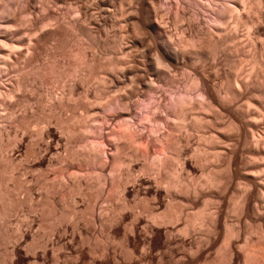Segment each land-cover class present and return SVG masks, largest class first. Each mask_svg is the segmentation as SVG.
Masks as SVG:
<instances>
[{"label": "rangeland", "instance_id": "374dc122", "mask_svg": "<svg viewBox=\"0 0 264 264\" xmlns=\"http://www.w3.org/2000/svg\"><path fill=\"white\" fill-rule=\"evenodd\" d=\"M97 1L98 0H94V1L89 0V6H90L91 13L95 12V14L97 15L96 16L95 14L92 13L94 17L99 18L101 16L99 14L100 13L102 14V12H99L100 9H98L99 7L97 4L98 3ZM173 1L176 2L175 0H157L156 1L157 6L159 5L160 10H163L161 12H165L168 10L172 12L171 13L172 15L170 14L171 18L169 17L170 19L168 20L169 21V23L167 24L168 27L166 26L168 32L172 30L171 38L172 36L173 38L170 39V41L172 42L173 40L174 44L176 42L177 43L185 42L187 44H190L187 42L191 38L190 37L191 33H189V31L187 30V23L185 21L181 23L185 25L184 27L187 30V33L185 34L186 36L182 37L181 35H179L180 30L178 29V27L176 28V25L174 26V22L172 21V18L174 19L173 13L176 11L174 10L176 9V6L174 5L176 3H174ZM186 1H187L186 9L194 10V11L198 10L197 11L198 15L200 13L199 18L202 19L201 21L202 25L204 24L203 26L206 27V30H208L209 32L215 31L216 34L220 33V35L222 33L223 37H226V36L229 37V36L234 35L230 37L231 41L225 43L226 48L224 47L223 50H224L225 55L228 56V54H230L229 57L232 58L233 64L235 62L236 63L233 65L232 61L228 59L225 64L223 63L224 65L222 64L219 65L220 68H222V69L219 68L220 72H223V74L221 73L220 75L221 77L217 76L216 77L217 80H215V77L212 76V78L210 79H212V81L214 82H212L211 80L210 82L215 83V84L220 83L222 78L224 79L225 75L233 74V77H235V79H237L238 81L241 80L245 82L247 81L253 82L255 79H257L256 81L259 82L261 80L259 85L257 86H259L261 90L264 89L263 87L264 77H262L264 75L263 74L264 72L258 71L259 70L258 68H252L254 64L251 59L252 54H253L251 53L252 43L254 44L259 43L256 45L259 48V51L261 50L260 52L262 53L264 51V47H263L264 46L263 44L264 43V20L263 21L261 20V22L258 20L259 19L258 13L260 11H259L257 1L256 0H245L244 1L245 6L242 3L241 5L240 2L236 3L237 1H234V0H226V1L216 0L217 2L215 0H189V1L185 0V2ZM109 2H111L108 8L109 11H107V14L108 13L109 14L108 16L107 15L106 16L109 17V19L112 16L113 18H111L110 20H113L112 22H116V24L114 25V23L109 22L111 24L104 25L102 23L104 27L106 26V28L103 29V31L105 30L104 32L106 33L102 31L101 34L100 32L97 31L96 28L93 27V29L91 30V33H89L90 34L89 40H83L82 39L83 35L81 34L83 33V30L79 28L78 19L80 18L82 19V17H85V14L77 6V2L75 3V0H0V22L3 18H4L3 20H6L8 22L10 21L9 23H11V21L13 22L12 24H9V27L7 29L6 28L4 29L1 27L0 30L1 29L2 30L0 31V33L7 34L8 32L9 34L10 32L11 33L19 32V33H22V36L20 37L25 39V37L27 38L29 35V33L27 32V30L30 29L29 27L32 26V30H35L37 28L36 24H39L40 22L47 23L48 21L50 22L52 21V23L56 24L55 25L56 27L57 26L59 27V28L57 27L59 31L58 32L59 35L54 39L55 41L53 40L50 44L48 43L49 46L47 45L44 47L45 52L44 50L42 51L43 54L41 53L40 58L30 66L29 65L22 66L20 69H17V72L15 70V72L11 75L13 76L12 78H14V81L16 80V82L19 85H21L20 87L21 91L15 97L16 103L14 102L15 109L13 110L16 111L15 112L16 114L14 113L15 114L14 116L17 115L16 118L21 119V116L25 112H27V114L30 115L29 116L30 117L29 119L31 120V121L29 120L30 122L41 120L40 117L44 120L47 119L48 117L50 119L49 120L50 123H52L50 127L46 131L43 132V130L42 131L36 130V128L38 127L33 126L31 128V132L27 133V135H25L26 138L23 139V142L25 140V143H23V145L21 143L22 146L20 144H19L20 146L19 145L16 146L17 144L16 143H15L16 145L14 144V142H16L15 133L17 132L16 131L17 129L15 127L17 125L16 123H14L16 121H14L10 117V115H9L10 118L8 117L7 113H9V111H6L7 113L2 112L3 114L0 112L1 114L0 150L4 152L5 150H7L6 152L8 153V155H10L9 157L12 159L11 162L10 161L7 162L8 164L10 163L9 164L10 166L6 164L9 166V170H11L9 172L10 173L12 172L11 173L12 178H11V181L9 182L10 183L9 186L11 187L13 194H17V188L19 187V185L25 189H30V192L32 193V196H33V199H32L33 201H30L29 205H31L34 209V210L33 209L31 210L29 206L27 207L26 205L22 209V212L20 211L16 214L10 213L11 216L9 215L10 218L8 219V222L9 221L10 222L7 224L8 227L6 230L9 234H7L5 230H3L5 228L3 227L1 228V221H0V228H1L0 229V264H249V263H246L247 261H245V257L243 256L244 251L242 249H244L243 247L244 244L241 241L244 239V236H248L250 239L257 241L260 237V232H261L260 231L261 229L259 228H261L262 226L264 229V224H262L264 222H261L259 219L254 217V215H252V217H250V220L249 221L247 220L248 221V225H247L246 218H243V217L241 218V216L239 217L238 214H236L239 211L238 210H237L238 212L235 211V208L237 209L238 207L237 204H239L240 202H239V199H236L237 195H235L236 198L232 195H234V192L236 193V191H234L235 189H237V193H238V189L240 187L237 188L236 186V188L235 187L231 188L229 192L227 191V193H225V195L228 194L225 196L227 198H224V196L221 199L217 198L219 200H222V202L216 201L217 199L215 197H214L215 199L211 200V201H214V202H211L213 204V208L215 207L216 209V207H218L217 212L221 213V215H219L221 218L219 217L220 220L215 230L212 229L211 231V229H208L205 226L206 224L205 218L207 220L206 215L210 214L211 211L209 212V209H212L210 208L212 207L210 206L212 205L210 201L209 203L206 201L208 204L207 205L204 202L205 201L204 199H200L199 203L198 201L196 202V204L197 203L198 204L194 206L195 208L186 206V210H190V208H192L194 214L196 213L202 214L203 209H205L206 211V207L208 210L207 212L209 213L207 212L203 213L205 215V216L203 215V217L205 218L200 217L199 220L197 219L194 227H191L189 231L184 232L185 229H183L184 225L182 221L177 222V223L170 222V224L164 223V224H160L161 225L160 226L157 222L155 223L152 220V218L148 217L147 215V213L149 212L148 210H147L148 212H146L145 210L146 213L141 212V214L135 218H134V212L132 210L126 209V212L124 210L123 211L113 210L115 209V207H117L116 203L121 204V202H123L122 200L123 199L125 200V197L124 198L119 197V200L116 199V202L115 201L111 202L110 198H111L112 192L110 191H112V185L108 184L106 187H104V189L102 188L103 189L102 190L101 187H103V185L101 186V183H102L101 179L98 177V174H95L96 176L93 174L94 171L96 170L98 171V169L95 170L96 167L94 166L92 162H91L92 164L88 165L89 164L88 162H90L91 160L89 161L88 159L89 157L88 158H85V157L87 156L86 151L89 150V145H91L90 143H92L96 139H98L97 140L98 142L103 141L105 138H107V135L110 132V131H107V129H106L107 131L106 132L104 130L105 126L103 129L102 125H105V124L107 125L105 117H107V115L109 114L111 115L112 112L111 113L108 112V109L106 112V110L103 107L104 106L103 104L105 102L106 103L108 102V100L106 101V99L108 98L110 99L112 94L113 95L115 94L116 96L117 94L120 95L124 91V89H126L124 87L121 90L119 89L121 92H119L117 89L118 92L116 91L115 93L113 92L109 93L111 91H109L110 89H108L109 87H107L106 84H102L103 78L101 77H104L106 79L110 78L111 77L110 74L112 73L111 71L113 69L112 67L123 68V66L124 67L127 66V68L129 69L131 68V70L136 71L137 69H139V67L143 66L144 64L146 65V62H143L145 58L143 59L142 58L143 55L142 56L140 55L143 53V49L140 48L141 47L140 42H142V39L140 38V40H138L139 31L135 29H132V31H129L131 30V28L135 27L134 23L137 21L138 14L140 15V12H141L139 9L140 4L138 2L136 3L135 0H109ZM227 3H230V5H232L231 7H233L231 11L232 13H229L230 15L226 19H224L225 21L224 20L221 21L223 22V24L216 23L215 21H213L215 20V17H214L215 12L220 11L219 8L224 7V5ZM94 4H97V5H94ZM136 4H139V5H136ZM212 4L213 5L217 4L215 7H217L219 10H217V8L215 9V7H213ZM209 7H212V10L214 8V10L216 11L213 12L211 9H209ZM262 9H264V7ZM189 10H187V12H190V14H192L193 11H189ZM234 10L235 11L237 10V12L235 13ZM201 11L203 13H201ZM245 11H248L247 12L248 14ZM123 14H124V17H123ZM128 14L130 16L129 20H128L129 16H127ZM239 14L243 16L242 20H240L241 22L239 21L241 24L238 22ZM6 16H8V18ZM126 17L127 19H125ZM132 21H135V22H132ZM131 22L133 23V27H131L132 26ZM248 23H249V26L246 25ZM258 23H261V24H258ZM127 24H129L130 28L129 27L127 28L128 26ZM244 24L247 27H245ZM9 28H10V31H9ZM126 28L128 29L129 32H133L134 30L133 34L129 32L127 33ZM136 32L137 34L135 36L134 33ZM127 35L129 38L127 37ZM220 35L217 34L216 37ZM222 36L221 38H223ZM127 46H130L131 48ZM204 46L205 47L203 51L209 54L212 49L210 47V44L204 45ZM136 47H138V49ZM190 47L191 46H189L188 49ZM84 49H85V52H84ZM190 49H193V48H190ZM137 51H141L142 53L140 52L139 54V52ZM76 53L78 57H80L79 54L81 53L80 55L82 58L80 57L81 58L80 60L84 58L85 61L87 60V64L90 62L89 64H91L92 68L88 64L89 68L93 69V71L96 69L95 71L99 72L98 74H100V76L97 79L95 78L97 81L94 79V81L90 80V82L92 81L91 83L90 82L86 83L84 82L85 80L83 76L81 77V75L79 74L78 77L70 78V80L68 81V86L65 85L64 87L66 86L67 87L66 88L63 87V89H61V87H59L56 82L57 80L56 78H58V75L55 78L53 76H55L56 74H61L60 73L61 69L65 70V68L69 67L68 64H70L71 62L73 63L74 59L77 57V55H75ZM54 57L57 60V63H58L57 66L60 63L61 68L56 66V68L59 70L55 68L54 70L53 69L49 70L50 66H48V63L46 60H49L50 58L52 59ZM210 58H208L207 61L203 63L202 62L198 63L196 61V63L198 64L197 66L199 67L201 66V64H203L202 65L203 68L206 66V68H208L209 71L211 68H212L211 71L213 69L215 71H218L219 66H215L212 59ZM209 59H210V62H209ZM77 60L78 62L80 61L79 58ZM77 60L74 61V64L78 63ZM182 60L183 59H179V65H177L176 68L174 69L175 71L178 72V74L175 71H174L175 74L173 73L174 75H178V77L176 78H178V80L180 79V81H177V82L178 83L181 82L182 85L180 83H179L180 85H178L177 82H176L177 83L176 85L180 87H183L184 84L185 85L188 84L189 78L187 77L189 76L191 77V74L189 72L190 69L185 68V67H188L189 64H186L187 62H184V61L182 63ZM141 61L144 63L143 65L141 64L142 63ZM193 62L194 60L191 63ZM191 63L190 65L192 66ZM147 64L149 66L151 65V59ZM65 65H67V67L63 68ZM102 65L103 67L101 68ZM180 65H182V67ZM213 66L215 67L213 68ZM106 67L109 68L111 71H109V69H106ZM47 68H48V72H45L47 71ZM179 68L181 71L179 70ZM103 69L105 71H103ZM115 69H113L114 74H116L117 71L120 72L119 69L116 72H114ZM51 70L53 72L55 70L59 71V73L55 71L54 73L56 74L53 75L52 74L53 72ZM107 70L108 72H106ZM214 70L212 73H214ZM49 71H51L50 73L51 76L49 75ZM185 71H188L187 73H189L190 75L187 74ZM184 72L186 73L185 75H183ZM254 73L255 75H253ZM5 74L6 73H4L3 67H1L0 68V87L6 86V84H8L9 78L11 77V76L8 77L7 74L6 75ZM251 75H253L252 77L254 78H252ZM100 78L102 81L99 80ZM136 80L139 81L140 79H137L136 77ZM175 81L176 80L174 78V82ZM139 82H140L139 84H141V80ZM140 87H142V90H143V88H145L146 86L142 84V86L139 85V88ZM87 88H89V90ZM70 90L71 91L74 90L72 92V95L73 94L74 95L72 96L70 93L71 99H69V102H68L67 96ZM142 90L140 91L142 92ZM140 91L138 92V89H137L135 91L137 92L136 97L134 93L132 96L134 97L132 99L137 100L136 103L138 102V104L136 105V103H134L135 101L132 100V102L136 106H138L137 108L133 107L134 110L138 109L135 111L133 110L134 112L139 111V110L141 111V109H144L147 103L151 101V98H153L151 97L152 93H150L151 96L148 95L147 93L146 94L147 96H145V98H144L145 94H143V96L142 95L140 96L139 94L141 93ZM51 93H54L55 95H57V99H55V101L47 100V97H49V94ZM84 94L87 95V96L85 95V98L87 97L86 98L87 100L84 99V96H83ZM121 95L123 96L124 94H121ZM58 97L60 98L65 97L67 99L66 100L64 98V104L65 106L67 105L66 106L67 108L65 106H64L65 108L63 106L61 107L59 103L56 102V100H60V98ZM88 97L90 100L88 99ZM123 97L121 99L123 101H126V99H124ZM125 98H127V96ZM262 100H263L262 102L264 103V99ZM6 114L9 119V120L7 119V121L5 119ZM3 117H5L4 118L5 120L2 119ZM58 117L59 119L62 118V120L64 119L66 121L71 120L70 121L71 125L76 127L74 128L76 129L75 132L73 131V134L72 133L70 134V136L73 135L71 136L72 138L69 137L68 132L66 133L65 131H63V129L61 130V127H59L60 129L58 128L59 126L57 125ZM140 119L145 122L148 121L146 114L141 115ZM8 121L9 122L11 121V122L9 123ZM82 122L84 123V125ZM218 122L222 125L223 127L222 129H226L225 125L227 127L229 124L228 119L227 118L225 119V117L219 119ZM85 123L87 126H85ZM99 126L101 128L100 133H99ZM86 127H87V130L86 132H84L85 130L83 129H86ZM89 127L90 128L97 127V128L96 129L93 128L94 130L91 128L93 131L92 130L90 131V129L88 130ZM112 127L114 128L115 125H113ZM36 131H38L39 133L43 132L44 137L42 136L43 133H41L42 138H40L41 137L40 134H38ZM82 131L85 134H82L83 133ZM96 131H98V133H96ZM35 132L37 134H35ZM101 134L102 135L104 134L103 136L105 137L104 139H102V137L100 136ZM37 135H39L40 137L38 138ZM87 135H88V138H87ZM196 135L197 134H195L194 137H192L193 141L191 140L192 141L191 143H193L192 144L193 146L191 145L192 148H190L189 150L190 153L188 151L187 152L188 155L187 154L185 155L186 156L185 158H187L188 161L192 160L190 157H193V160H194V157L198 154L197 149L200 147V146L198 147L197 145H199V143H203L201 141L202 139L199 140V138H201L199 134L197 135L199 136V138ZM93 137L96 139H93ZM32 142L33 143L35 142V145L37 146L35 147L36 155H34L33 157L31 156L29 158V156H27L25 153L26 151L25 147L28 144L31 146L33 144ZM58 142L60 144L59 146H56V143ZM1 144L7 145L8 148L5 145L2 146ZM194 144H197V145H194ZM96 146L97 148H102L100 144L99 146L98 145ZM55 147L56 148L59 147L57 148V151L56 149H54ZM194 147L196 149V153H194L195 152ZM3 148H5V150ZM191 151L195 154V156H193L194 154H192ZM55 153H57V156L58 154L59 155L61 154L59 158H57ZM83 153L85 154V156ZM50 154L52 155L53 158L50 156ZM80 154L81 155L83 154V156H81ZM151 154H152L151 155L152 157H148V160L146 159L147 161L143 159L142 162L141 161L140 163L137 162L140 166L135 164L136 165L135 168L141 167L144 161H145L144 164H147L148 162V165H151L150 158H152V161H153V155H154L153 152H151ZM243 156H244V159H246L245 158L246 154H243ZM55 157L56 159H54ZM82 157L85 159H83ZM17 159L18 160L20 159V162H19L20 164H18ZM172 164L174 165V168H177V164L175 160L172 161ZM112 165L114 166L113 162H111L110 168H114ZM217 166L219 167V169L221 168L220 170L217 168L219 171L225 170L224 168L225 166L222 161L217 163ZM106 169L107 170H105V174H108L111 171V169L109 170L108 168ZM217 169L215 170L217 171ZM62 170H64L65 172L63 171L64 172L63 173ZM149 172H146V173L143 172L142 175H140V180L138 179L139 181H137L134 184V186L130 185L132 187L129 186L128 192H126L127 199L125 201L128 200L127 202H129V205H134V204L136 205L137 203V205L139 206L137 211L139 213L140 211H144L141 207V204L143 206V203L146 200L145 196L147 197V199H152L151 197L152 190L150 189L156 190V186H155L156 183H154L153 181L154 178L150 177L151 179H149V175L151 176L153 172L151 171L152 173L150 172V174ZM60 173H63V174L60 175ZM170 173L173 174L172 171H170ZM198 176H200V174ZM62 177L63 179L64 177L66 179L69 178V180H67L68 184L66 183L67 181H64L66 185L64 184ZM186 177H185L186 179H189V176H187V174H186ZM147 179L152 180V181H149L150 182L149 183ZM200 180L203 181L205 179L202 178ZM240 181H243V179H241ZM76 185L82 186L80 190L81 192L79 190L78 191L76 190L77 192L75 191L76 188L78 189V186ZM147 186H151V188L148 189L149 191H147L146 192L147 194H146L145 191L148 188ZM48 187L52 189L50 188L48 189ZM144 188L145 190H143ZM138 189L139 191H137ZM137 192L141 193L140 196L142 197L144 196L143 198H145V200L143 199L141 201L142 197H139V195L136 196ZM23 196L24 195L22 194L21 197ZM224 199L225 201H223ZM152 200L151 201L148 200L151 205L149 204L147 200H146L147 203L145 201L144 204H149L150 207L154 205L155 209L153 208V210L155 213L157 210H160V204H161V207H162L161 210L163 212V210L165 209V206L162 205L161 201H158L160 204L157 202V205H155L156 204L154 203L155 201L153 202ZM202 201L205 203L204 205L206 206L205 208L202 206L203 205ZM229 205L232 207H229ZM134 206H131V207L134 208ZM112 207L114 208L110 211ZM157 207L159 208L157 209ZM74 209L77 214V215L75 214V216L77 217L75 216L73 217V215L70 214L71 210H74ZM262 209L264 210L263 207ZM219 210L221 212H219ZM160 211H158V213ZM111 218H113V220ZM115 219L117 220V222ZM109 220H111L112 222ZM231 228L232 230L230 231ZM237 229L238 230L240 229L241 231L240 238H239V241L240 239L241 241L239 242L238 240H236L239 243L238 242H236V244L232 243L233 247H231L232 245L231 246H227V244L224 245L225 242L223 243V241L226 238L225 235L226 234L228 235V233L232 234V236L234 234L236 235L234 231H236ZM8 236L10 237L9 240H7ZM229 237H231V235H229ZM4 244L5 246L6 245L8 246L11 252L10 253L11 256L9 260L8 258L5 257L6 254L4 251L5 250ZM238 245H240L241 248ZM226 246L229 247V249L233 248L232 252H231V249L229 250ZM3 257L6 258V261ZM250 264H259V263L255 261L254 263L252 262Z\"/></svg>", "mask_w": 264, "mask_h": 264}, {"label": "bare ground", "instance_id": "6f19581e", "mask_svg": "<svg viewBox=\"0 0 264 264\" xmlns=\"http://www.w3.org/2000/svg\"><path fill=\"white\" fill-rule=\"evenodd\" d=\"M135 1H136V3L138 2L140 4V7L139 6L138 7H139L141 12H140V15L139 14H138V16L136 15L138 17L137 21L136 20H135L136 22L132 21V22H135L134 26L137 29L134 27V28H131V30H129V31H132V29L139 31L138 40H140V38L142 39V42H140L141 43L140 48L143 49V53L141 51H137V52H139V54H140V52L142 53L140 55L141 56L143 55V57H142L143 59L145 58L144 59L145 61L143 59L142 60H143V62H146V65L141 61L142 63L141 62L140 63L142 65L143 64L144 65L139 67V69H137L136 71L131 70V68L130 69L127 68V66H125V67L123 66V68L120 67L121 69L119 67L118 68L115 67L116 69L114 67H112L113 69H115L114 72H116L118 69L120 70V72L117 71L116 74L113 73V69L111 71L109 68L106 67V69H109V71L112 72L110 74L111 77L108 79L101 77V78H103L102 79L103 81L101 80V78L99 80L102 81V84H106V86L109 87L108 89H110L109 91H111L109 93H112V92L115 93L117 91V89L119 92H121L120 90L125 87L126 89H124V91L122 90L123 92L121 93V94H124L125 96L123 95L124 96L123 97L120 93L119 94L124 99H126V101H123L121 99L122 97L116 93L117 96L115 94H114L115 96L112 94L110 99L109 98L106 99V101L108 100L107 103L105 102L106 105L104 102H103L104 104L102 103L104 105L103 107L106 110V112H107V109H108V112H110V113L112 112L111 115L108 113L109 115H107V117H105L107 125L106 124L102 125L103 129L105 126V129H104L105 131L107 129V131H110V132L108 133L107 138L103 137L105 133L103 135L102 134L100 135L102 137V139H104V138L107 139V140L104 139L101 142H98L97 141L98 139L93 137V139H96V140H94L92 143H90L91 145H89V150L86 151L87 153L85 152L87 155L85 158L89 157L88 158L89 161L91 160L90 162H88L89 163L88 165L93 163L94 166L96 167L95 170L98 169V171L97 170L94 171L93 174L94 175L98 174V177L101 179V182H102L101 186L103 185V187L100 186L101 189L102 188L104 189V187H106L108 184L112 185V191H110V192H112L111 198H110L111 202H113V201L116 202V199L119 200V197H123V198L125 197V200H126L127 199L126 198L127 197L126 192H128V189H129L128 187L130 185L134 186V184L140 180V175H142L143 172L146 173V172L152 171L153 174H151V176L149 175V179H151L150 177L154 178L153 181H154V183H156L155 184L156 190L150 189L151 186H147L148 188L145 187V188H147L145 193L147 191H149L148 189L152 190L151 191V197L153 200L147 199L146 196H145V198L147 201L148 200L149 201L152 200L153 202L155 201L154 202V203H156L155 205H157L158 201H161L162 205L165 206V209L162 212L161 204L158 202L160 204V210L161 211L157 210L155 213L153 210V208L155 206L153 205L152 207H150L151 204L149 201L148 202L150 205L144 204L146 201L145 198H143L144 196L143 197L140 196L141 193L137 192L136 196L139 195V197H142L141 201L143 199L145 200L144 203L142 202L143 206L141 204V207L144 211H140V213H139L137 211L139 208L137 203H136V205L134 204L135 206H137V207H135L134 205H129V202H127L128 200L125 201L124 199L123 200L120 199L123 202H121V204L116 203L117 207L114 206L115 209H113L114 207H112L110 209V211L112 209L116 210V211L117 210L118 211L124 210L125 212H126V209L132 210L134 212V218H135L138 215H140L141 212H145V210H146V212L149 211L147 213L148 217L152 218V220L155 223L157 222L159 225L164 224V223L170 224V222L171 223H177V222L182 221L183 225H184L183 229H185L184 232L185 231L187 232V231H189V229L191 227H194L197 219L199 220L200 217L205 218V217H203V215H204L203 213H206L208 211L207 207L204 206L205 203L207 204V202L209 203V201H210V203L214 202L211 200H213L215 198L221 199L223 196H224V198H227L225 196L228 194L225 195V193H227V191L229 192V190H231V188H233V187L236 188V186H237V188L240 187L239 188L240 190L238 189V193H237V189H235L234 191H236L237 194L234 192V195H232L234 197H235V195H237L236 196L237 198L236 197L235 198L239 199V202H240L239 204H237L239 208L237 206H236L237 209L235 208V211H237V210L239 211V212L237 211L238 213H236V214H238L239 217L241 216V218L242 217L246 218V221L247 220L249 221L250 217H252V215H254V217L259 219L261 222H264V210L262 209V207L264 208V174H263L264 173V163H263L264 162V113H263L264 112V103L262 102L263 101L262 99H264V89L261 90V88L259 86H257V85H259L261 80L260 81L258 80L259 82L256 81L257 79H255V80L253 79L254 80L253 82L252 81L251 82H248V81L245 82V81H241V80L238 81L237 79H235V77H233V74H227V75H225L224 79L222 78L220 83H217L219 80L216 82L217 84L211 83L210 80L212 81V79H210V78H212V76L215 77V80H217L216 77L217 76L221 77L220 76L221 73L223 74V72H220V69H222V68H220L219 65H221V64L224 65L228 59L232 61V58L229 57L230 54H228V56L225 55L223 49L225 47V43L231 41L230 37H232L234 35L229 36V37L225 35L226 37H223L222 33H221V35H220V33H217L220 36L216 37L217 34L215 33V31L209 32L208 30H206V27L203 26L204 24L202 25V22H201L202 19L199 18L200 13L198 15V12H197L198 10L194 11V10L186 9L187 1L185 2V0H175L176 2H174V1L173 2L176 3V4H174L176 6V9H174V10H176V11L173 13L174 19L172 18V21L174 22V26L176 25V28L178 27V29L180 30L179 35H181L182 37L186 36L185 34L187 33V30H188L189 33H191V35H190L191 38L190 39L188 38L189 41L185 40L190 44H187L185 42H179V43L176 42L174 44L173 40H172V42L170 41V39L173 38V36L171 38V35H172L171 31L172 30L170 32H168V30L166 28L167 24L169 23L168 20L171 18L170 14L172 12L169 10L165 11V12H161L163 10H160L159 5L157 6V3H156L157 0L156 1L155 0H139V1L135 0ZM234 1H237L236 3L240 2V4L242 3L245 6V2H244L245 0H234ZM256 1L258 3V7H259V11H260L258 13L259 14L258 20L261 22V20L262 21L264 20V11H263L264 9H262L264 7V5H263L264 0H256ZM76 2H77V6L80 8V10H82L85 14V17H82V19L77 18L79 20L78 21L79 22V28L81 30H83V33H81L83 35L82 36L83 40H89V35H90L89 33H91V30L93 29V27L96 28L97 31L100 32V34H101L103 29L106 28V26L104 27L103 24L104 25H108L111 23H114V25L116 24V22H112L113 20H110L111 18H113L111 15H110L111 16L110 19H109V17H107L109 14V13L107 14V11H109L108 8H109V4L111 3V2H109V0H98L97 1L98 7H99L98 9H100L99 12H102V14L101 13L99 14V15H101L100 17L98 16L99 18L94 17L93 14H95V12L94 13L92 12L93 14L91 13L90 6H89V0H75V3ZM231 2H233V1H231ZM97 4H94V5H97ZM139 4H136V5H139ZM216 5L212 4L213 7H215ZM231 6L232 5H230V3H227L224 5V7H220L219 8L220 11L215 12V16H214L215 20H213V21H215L216 23H222L223 24V22H221V21L226 19L230 15L229 13H232L231 11H232L233 7H231ZM110 7H111V5H110ZM216 8L217 7H215V9ZM209 9L212 10V7H209ZM219 9L217 8V10H219ZM246 9H248V8H246ZM187 10L193 11V13L191 12L192 14H190V12H187ZM117 11H118V9H117ZM212 11L214 12L216 10H214V8H213ZM236 12H237V10L235 11V13ZM245 12L247 13L248 11H245ZM56 13H57V11H56ZM201 13H203V12L201 11ZM110 14H111V12H110ZM120 14H121V12H120ZM129 14L127 16H129ZM131 15H132V13H131ZM1 16H2V14H1ZM6 17L8 18V16H6ZM123 17H124V14H123ZM242 17L243 16L239 14L238 22L240 20H242ZM256 18H254V19H256ZM125 19H127V17ZM129 19H130V16H129L128 20ZM2 20L0 22V28L2 27L4 29L5 28L7 29L9 27V24L13 23L12 21H11V23H9L10 21L8 22L6 20H3V21ZM183 21H185L187 23V30L184 27L185 25L181 24ZM109 22H111V23H109ZM258 24H261V23H258ZM36 25H37V28L35 30H32V26L29 27L31 30L30 29L27 30L29 35L27 38L25 37V39L20 37V36H22V33H19V32H12V33L10 32L11 34L10 33L8 34V32H7V34L0 33V68L3 67L4 73H6L8 77H10L15 72V70L17 72V69H20L22 66H25V65L30 66L34 62H36L40 58L42 51L45 49L44 47L47 46L48 43L50 44L59 35V33H58L59 31L57 29L58 26L56 27L55 26L56 24L52 23V21L51 22L48 21L47 23L46 22H40L39 24H36ZM127 25H128L127 28L128 27L130 28L129 24H127ZM246 25L249 26V23ZM244 26H245V24H244ZM247 26H245V27H247ZM131 27H133V23H132ZM122 28H123V26H122ZM221 30H223V29H221ZM9 31H10V28H9ZM129 31L127 29V33ZM133 32H134V30H133ZM133 32H129V33L133 34ZM4 33H6V32H4ZM104 33H106V32H104ZM134 34L136 36L137 32ZM128 35H130V34H128ZM128 35H127V37H128ZM221 36L223 38H221ZM145 42H147V43H145ZM209 44H210V47L212 48L210 53H209L211 56L208 53L203 51L204 47H205L204 45H209ZM257 44H259V43H257ZM257 44H254V43L251 44L252 51L251 50L250 51H251V53H253L251 59H252V62L254 64V66L252 68H258L259 70L258 69H256V70L264 72V55H263L264 51H263V53L260 52L261 50L259 51V48L256 46ZM189 46H191L190 48H193V49L189 48L190 49L189 50L188 49ZM127 47H130V46H127ZM138 47H136V48L138 49ZM44 52H45V50H44ZM84 52H85V49H84ZM80 54H79V56L81 57ZM75 55H77V53ZM77 57H78V55H77ZM80 57H78L79 60L82 58V57L81 58ZM76 58L74 59V61L78 59V58L77 59ZM208 58L212 59L215 66H219L218 67L219 72L215 71L213 69L214 73H212L213 72V70L211 71L212 68L210 69V71H211L210 72L209 69L206 68V66L203 68V66H202L203 64H201V66H199V67L197 66L198 64L196 63V61L198 63L199 62L203 63V62L207 61ZM150 59H151V65L149 66L147 63L150 61ZM179 59H183L182 63L184 61V62H187L186 64H189L188 67H185V68L190 69L189 72L191 74V77L189 76L187 78H189V79L192 78V79H190L191 82L188 79V84H186V85L184 84L183 87L178 86L181 84V82H179L180 84L177 82V81H180V79L178 80V78H176V77H178V75H174L175 72L178 74V72L175 71L174 69L176 68L177 65H179ZM210 59H209V62H210ZM193 60H194V62L191 63ZM46 61L48 63V66H50L49 70L50 69L54 70V68L57 69L56 66L58 63H57V60L55 59V57L52 59L50 58L49 60H46ZM74 61H73V63L69 62L70 63V64H68L69 67H67V65H65L63 68H65V67H67V68H65V70L61 69L60 70L61 74H56V73H54L56 70L54 72L51 70L53 72L52 73L53 75L56 74L55 76L52 75L54 78L58 75V78H56L57 80L56 79L55 80L57 82V85L59 87H61V89H63V87L65 85L68 86V81L70 80V78L78 77L79 74L81 75V77L83 76V78L85 80L84 82H86V83L90 82V80L94 81L95 78L97 79L100 76V74H98L99 72L95 71L96 69L94 71H93V69H91L92 66H91V64H89L90 62L88 64L91 66V68H89V65L87 64V60L85 61L84 58L82 60H80L79 62L77 60V62H78L77 64H74ZM80 62H81V64H80ZM190 63L192 64V66L190 65ZM232 64H233V61H232ZM4 65H5V67H4ZM182 65H180V66L182 67ZM215 66H213V68ZM57 67L61 68L60 63ZM102 67H103V65L101 66V68ZM180 68H179V70H180ZM205 68L208 70H206ZM57 70H59V69H57ZM18 71H20V70H18ZM51 71H49L50 76H51V74H50ZM103 71H105V70L103 69ZM45 72H48V68H47V71H45ZM56 72L59 73V71H56ZM106 72H108V70ZM185 72L187 73L188 71H185ZM185 72L183 75L186 74ZM251 72H252V70H251ZM46 74H48V73H46ZM187 74H189V73H187ZM253 75H255V73ZM253 75H251V77ZM12 77L13 76H11L9 78L8 84H6V86L0 87V112L5 113L6 111H9V113L6 112L8 114V117L10 115V117L14 121H16V122L13 121L17 125V126H15L17 129L16 130L17 132L15 133V139H16L15 141L16 142H14V140H13V142H14V144L15 143L17 144V145L15 144L16 146H18L19 144L21 145V143H22V145H23V143H25V140L23 142V139L26 138L25 135H27V133L31 132V128L33 126L39 128V129L36 128V130H39V131L43 130V132H44L50 127V125L52 123H50V121H49L50 119L48 117L45 120L40 117L41 120L35 119L36 121L30 122L31 121L29 119L30 115H28L27 112H25L21 116V119L16 118L17 115L14 116L16 114L15 113L16 111L13 110V109H15L14 104L16 103L15 97L21 91L20 90L21 85H19L16 82V80L14 81V78H12ZM136 77H137V79L141 80V84H139L140 80L139 81L136 80ZM138 77H140V78H138ZM262 77H264V75ZM174 78L176 80L175 82H174ZM252 78H254V77H252ZM259 78H260V76H259ZM176 82L178 83V85H176L177 84ZM212 82H214V81H212ZM263 82H264V80H263ZM174 83H175V85H174ZM142 84L144 86H146L145 88H143V90H142V87H140L141 89L139 88V85L142 86ZM261 84H262V82H261ZM175 86H177V87H175ZM66 87H64V88H66ZM87 89L89 90V88H87ZM137 89H138V92L140 90H142V92L140 91L142 94L139 93L140 96L141 95L143 96V94H145L144 95V98H145V96H147L146 95L147 93H148V95H150V93H152L151 94L152 96L151 95L150 96L153 98H151L150 102L148 101L149 103H147V105L144 109H141V111L139 110V111L134 112L135 110H138V109L134 110V108H133V107H136V108L138 107V106H136L138 104V102L136 103L137 100L132 99V98H134L132 96L134 93L135 97H136L137 92H135V91ZM73 91L74 90H72V91L70 90V92L67 96L68 102H69V99H71V95H72ZM70 93H71V95H70ZM86 94L83 95L84 99L87 98V97L85 98ZM66 95H67V93H66ZM66 95H65V97H66ZM126 96H127V98H125ZM150 96H149V98H150ZM65 97H63V98L58 97V98H60V100H56V102H58L61 107L65 106V104H64V98ZM55 99H57V95H55L54 93L49 94V97H47L48 101H55ZM88 99H89V97H88ZM132 100L135 101L134 103H136V105L132 102ZM101 101H103V100H101ZM69 106H70V104H69ZM66 110H68V109H66ZM7 114H6V118L3 117L2 119L5 118L7 121V119H8ZM144 114L147 115L148 121H146V122L142 121L140 119V116L144 115ZM31 117H32V115H31ZM224 117H225V119L226 118L228 119V123H229L227 127L225 125L226 129H222L223 128L222 125L218 122L219 119L224 118ZM0 118H1V114H0ZM43 118H45V117H43ZM32 119H34V118H32ZM69 119H71V118H69ZM72 119H73V117H72ZM1 121H3V120H1ZM57 121H58L57 125H59L58 128L61 127V130L63 129V131H65L66 133L68 132L69 137L72 138L71 136H73V135L70 136V134L71 133L73 134V131L75 132L76 129H74V128H76V127L71 125V122H70L71 120L66 121L64 119L62 120V118L59 119V117H58ZM85 121H83V122H85ZM83 125H84V123H83ZM113 125H115L114 128L112 127ZM85 126H87L86 123H85ZM91 128L93 129L95 127H91ZM91 128L89 127L88 130L90 129V131H91L92 130ZM100 129L101 128L99 126V133H100ZM83 130H85L84 132H86L87 127H86V129H83ZM36 132L38 134H40V136H41V133H43V132L39 133L38 131H36ZM36 132H35V134H37ZM84 132L82 134H85ZM87 132H89V131H87ZM96 133H98V131H96ZM195 134H197V135L199 134V136L201 138H199V136H197V135L196 136L199 138V140L202 139L201 141L203 143H199V145L194 144V145H197L198 147L200 146L197 149L198 154L195 156L194 153H196V149L194 147L195 152L193 153L191 151V153L194 154L193 156H195L194 160H193V157H190L192 160L188 161L187 158H185L186 157L185 155L190 150V148H192L191 147V145L193 144V143H191L193 141L192 137H194ZM88 135H87V138H88ZM93 135H91V136H93ZM37 136H38V138L40 137L39 135H37ZM42 136L44 137V133ZM42 136L40 138H42ZM91 139H92V137H91ZM59 142L56 143V146H59V144H60ZM95 144L98 146L100 144V146H102V148H97V146ZM4 145H2V146H4ZM5 146L7 147V145H5ZM35 147H37L35 145V142L31 146L28 144L25 147V150H26L25 153L27 156H29V158L31 156L33 157L34 155H36ZM5 148H3V149L5 150ZM57 148H59V147H57ZM57 148L55 147L54 149H56V151H57ZM6 151L7 150H5V152L1 151L2 153L0 152L1 153L0 154V221H1V228L2 227L5 228V229H3L5 231L7 230V227H8L7 224L10 222V221L8 222V219L10 218L12 213L16 214L20 211L22 212V209L26 205H27V207L29 206V208L31 210L33 209V207L31 205H29L30 201H33L32 200L33 196H32V193L30 192V189H25L19 185V187L17 188V194H13L11 187L9 186V184H10L9 182L11 181V178H12V174H11L12 172L11 173L9 172V171H11V170H9V166H10L9 164L10 163L8 164L7 162L8 161L11 162L12 159L9 157L10 155H8V153ZM80 152H82V151H80ZM151 152H153V154H154L153 155V161H152V158H150L151 159V165H148V162H147V164H144V162H145L144 161L142 163L141 167L135 168L136 165H139L138 163H140V161L141 162L143 161V159L148 160V157H152ZM58 153H59V151H58ZM189 153H190V151H189ZM55 154L57 156V153H55ZM83 154L82 155L80 154V155L83 156ZM243 154H246V157H245L246 159H244ZM60 155L58 154L57 158H59ZM50 156L52 157L51 154H50ZM81 156H80V158H81ZM84 156H85V154H84ZM190 156H192V155H190ZM20 157H22V156H20ZM77 157H78V155H77ZM85 158H83V159H85ZM188 158H189V156H188ZM54 159H56V157ZM173 159L176 161L177 168H174V165L172 164V161H174ZM221 161L223 162V164L225 166L224 171L223 170L219 171L221 168L219 169V167L217 166V163H219ZM19 162H20V159L18 160V164H20ZM111 162H113L114 166L113 165L112 166L114 168H110ZM260 163L263 165H261ZM6 164H8L9 166ZM16 164H17V162H16ZM18 164H17V166H18ZM218 165H220V164H218ZM215 166H217V167H215ZM222 167H223V165H222ZM11 168H12V166H11ZM106 168H108V170L111 169V171L108 174H105V170H107ZM215 169H217V171ZM63 171L64 170H62V172ZM170 171H172L173 174H171ZM150 172H149V174H150ZM63 173H60V175ZM186 174H187V176H189V179H186V178H188V177H186ZM199 174H200V176H198ZM154 175H155V177H154ZM62 176H64V175H62ZM204 176L205 177L207 176L206 177L207 179ZM199 177H200V179L204 178L205 180L202 181L199 179ZM146 178H147V176H146ZM62 179H63V177H62ZM65 179L66 178L64 177L63 182L69 180V178L66 180ZM149 179H147L148 182L152 181ZM241 179H243V181H240ZM66 183L68 184V181ZM64 184H65V182H64ZM81 185H83V184H81ZM76 186H78V185H76ZM80 186H78V189L75 187L76 188V189L74 188L75 191L76 190L80 191L82 188V186L81 187ZM130 187H132V186H130ZM49 188L50 187H48V189ZM145 188L143 190H145ZM50 189H52V188H50ZM137 191H139V189ZM15 192H16V190H15ZM100 192H102V191H100ZM22 194L24 195L23 197H21ZM118 194H119V196H118ZM200 199L205 200V201L203 200L205 203L202 201V204H203L202 206L204 208L206 207V211L202 207L203 211H205V212L202 211V214L201 213L200 214L199 213L194 214L192 208H190V210H186V206L194 207L199 203ZM147 201H146V203H147ZM197 201H198V203L196 204ZM216 201L222 202V200H219V199H217ZM223 201H225V199ZM230 202H232V201H230ZM131 206H134V208ZM210 206H212V207H210ZM210 206L209 207L212 209H209V212L211 211V213L206 215L207 220L205 218V221H206L205 226L208 229H211V231H212V229H214V230L216 229V226L218 225L219 220L221 218L219 216V215H221V213L217 212L218 207H216V209H215V207L213 208V204ZM229 207H232V206L229 205ZM158 208L159 207H157V209ZM140 210H141V208H140ZM158 211H160V212L158 213ZM54 212H55V210H54ZM209 212H207V213H209ZM219 212H221V211L219 210ZM70 214H72L74 217L76 214L75 209L71 210ZM75 217H77V216H75ZM111 219L113 220V218H111ZM109 221H111V220H109ZM246 221H245V223H246ZM248 221H247V225H248ZM116 222H117V220H116ZM262 224H264V223H262ZM259 229H261L260 230L261 232H260V237L257 241L250 239L248 236H244V239L242 241L240 239V241L244 244V246L242 244V246L244 247V249H242V250L244 251L243 256L245 257V261H247L246 263L250 264V263H252V262L254 263L256 261L259 264H264V229L262 226ZM231 230H232V228L230 229V231ZM6 232H4V233H6ZM234 232L236 233V235L234 234ZM234 232H233V234H234L233 236L230 233H228V235L226 234L227 236L225 235L226 238L224 237L225 239L223 241V243L225 242L224 245L227 244V246H231L232 243L236 244V242L239 241L240 234H241L240 229L239 230L237 229ZM7 234H9V233L7 232ZM229 235H231V237H229ZM9 238L10 237L8 236L7 240H9ZM234 240H235V242H234ZM236 240H238V241H236ZM22 241H20V242H22ZM6 243H8V242H6ZM240 245H241V243H240ZM240 245H238V246H240ZM4 246H5V244H4ZM231 247H233V245ZM227 248L229 249V247H227ZM240 248H241V246H240ZM4 249H5L4 251L6 254V255L5 254L4 255L9 260L10 256H11L10 255L11 252H10L7 245L5 246ZM230 249L232 252L233 248H230ZM6 258H4L5 261H6ZM3 262H4V260H3Z\"/></svg>", "mask_w": 264, "mask_h": 264}]
</instances>
